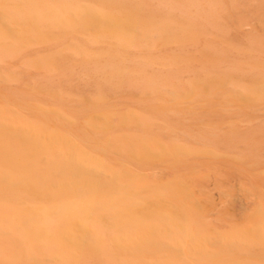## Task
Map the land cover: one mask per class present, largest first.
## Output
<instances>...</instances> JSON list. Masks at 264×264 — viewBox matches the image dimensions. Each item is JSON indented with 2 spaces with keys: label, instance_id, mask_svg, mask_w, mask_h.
Wrapping results in <instances>:
<instances>
[{
  "label": "bare ground",
  "instance_id": "bare-ground-1",
  "mask_svg": "<svg viewBox=\"0 0 264 264\" xmlns=\"http://www.w3.org/2000/svg\"><path fill=\"white\" fill-rule=\"evenodd\" d=\"M262 161L264 0H0V264H264Z\"/></svg>",
  "mask_w": 264,
  "mask_h": 264
},
{
  "label": "rangeland",
  "instance_id": "rangeland-1",
  "mask_svg": "<svg viewBox=\"0 0 264 264\" xmlns=\"http://www.w3.org/2000/svg\"><path fill=\"white\" fill-rule=\"evenodd\" d=\"M228 24H230L229 26L227 25L229 31L231 32V37H233L234 39H238L240 38L243 33L250 31L251 29L257 30L259 32H261L257 26H254L252 24H245V25H238L236 22L231 21ZM245 27V28H244ZM247 27V28H246ZM73 84L77 85L76 82H74ZM260 121V119H259ZM191 124H199V122H194L191 121ZM258 141H262L263 137L260 136H256L255 137ZM262 166L264 164V161H262ZM252 182L256 185L259 186L260 188V196L263 198L264 197V180L258 176V178H253ZM229 186V184H227ZM263 187H262V186ZM203 188L205 190H207L209 193L211 192H215V189L212 187V185H208L207 182L203 183ZM258 194V193H256ZM213 198L217 199V197L214 195ZM255 195H247L244 199V201L246 202L245 206H247L248 208H253L254 206V200H255ZM264 199V198H263ZM251 200V201H250ZM241 208H236L235 212L240 211Z\"/></svg>",
  "mask_w": 264,
  "mask_h": 264
}]
</instances>
